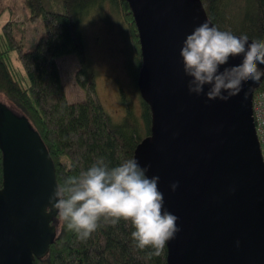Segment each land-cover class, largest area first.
<instances>
[{
    "label": "water",
    "instance_id": "95a60500",
    "mask_svg": "<svg viewBox=\"0 0 264 264\" xmlns=\"http://www.w3.org/2000/svg\"><path fill=\"white\" fill-rule=\"evenodd\" d=\"M125 1L140 46L137 88L151 112L133 159L160 177L164 207L181 229L166 245V263L264 264V161L252 113L263 78L227 102L189 94L183 41L200 24L213 25L201 0ZM0 151V264H34L57 235L56 213L46 211L55 166L28 118L3 103Z\"/></svg>",
    "mask_w": 264,
    "mask_h": 264
},
{
    "label": "trees",
    "instance_id": "16d2710c",
    "mask_svg": "<svg viewBox=\"0 0 264 264\" xmlns=\"http://www.w3.org/2000/svg\"><path fill=\"white\" fill-rule=\"evenodd\" d=\"M104 0H23L30 21L40 19L43 34L35 46L24 50L14 36V22L0 28V94L11 106L28 118L41 136L55 166L58 184L78 176L99 158L110 166L134 158L138 143L150 134L151 112L140 98V113L125 101V114L119 122L94 97L95 72L85 55L81 33L82 19ZM116 4L136 53L140 46L136 25L125 0ZM208 19L217 28L250 40L264 41V0H201ZM17 49L24 73L19 74L9 59L10 48ZM74 55L78 61L82 100L70 102L56 67L58 57ZM141 60L139 62V68ZM138 89V88H137ZM264 90V78L254 94ZM139 93V92H138ZM0 151V188L2 184ZM133 227L121 221L117 225L101 223L89 239L82 241L58 224L57 235L48 253L34 264H167L166 247L160 256L151 249L135 247Z\"/></svg>",
    "mask_w": 264,
    "mask_h": 264
},
{
    "label": "clouds",
    "instance_id": "9594fccd",
    "mask_svg": "<svg viewBox=\"0 0 264 264\" xmlns=\"http://www.w3.org/2000/svg\"><path fill=\"white\" fill-rule=\"evenodd\" d=\"M180 56L184 73L190 78L189 94L206 95L208 100L227 102L241 93L246 82L259 83L264 78V69L259 67L264 64V41L249 43L246 35L236 36L209 22L186 36ZM236 57H243L242 63L224 67ZM149 168L141 167L136 159L110 166L99 158L78 176L57 184L46 211H54L59 223L82 241L89 239L101 223H130L135 247L151 249L149 255L160 256L181 229L179 218L164 207L160 177H149ZM178 187V182L171 185L172 191Z\"/></svg>",
    "mask_w": 264,
    "mask_h": 264
},
{
    "label": "rangeland",
    "instance_id": "374dc122",
    "mask_svg": "<svg viewBox=\"0 0 264 264\" xmlns=\"http://www.w3.org/2000/svg\"><path fill=\"white\" fill-rule=\"evenodd\" d=\"M30 13L23 0H0V28L7 21L14 22V36L24 50L32 49L43 34L40 19L30 21ZM85 55L95 72L94 97L119 122L125 114V101L139 114L140 98L137 89L140 56L132 45L126 24L116 4L104 0L94 7L81 21ZM1 30V29H0ZM1 32V31H0ZM5 39V47L10 48L9 59L12 66L23 74L16 47L12 48ZM56 67L61 76L65 95L70 102L82 100L84 89L80 86L83 76L77 74L79 64L74 55L58 57ZM0 103L12 107L6 97L0 94Z\"/></svg>",
    "mask_w": 264,
    "mask_h": 264
},
{
    "label": "built area",
    "instance_id": "2783aa9c",
    "mask_svg": "<svg viewBox=\"0 0 264 264\" xmlns=\"http://www.w3.org/2000/svg\"><path fill=\"white\" fill-rule=\"evenodd\" d=\"M252 113L257 138L264 161V90L253 94Z\"/></svg>",
    "mask_w": 264,
    "mask_h": 264
},
{
    "label": "flooded vegetation",
    "instance_id": "af4514ba",
    "mask_svg": "<svg viewBox=\"0 0 264 264\" xmlns=\"http://www.w3.org/2000/svg\"><path fill=\"white\" fill-rule=\"evenodd\" d=\"M140 60H141V56H140ZM139 92V91H138Z\"/></svg>",
    "mask_w": 264,
    "mask_h": 264
}]
</instances>
